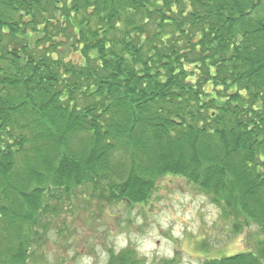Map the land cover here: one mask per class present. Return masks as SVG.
Returning <instances> with one entry per match:
<instances>
[{
    "label": "trees",
    "instance_id": "1",
    "mask_svg": "<svg viewBox=\"0 0 264 264\" xmlns=\"http://www.w3.org/2000/svg\"><path fill=\"white\" fill-rule=\"evenodd\" d=\"M171 175L258 230L200 264H264V0H0V264H38L79 185L147 204Z\"/></svg>",
    "mask_w": 264,
    "mask_h": 264
},
{
    "label": "rangeland",
    "instance_id": "2",
    "mask_svg": "<svg viewBox=\"0 0 264 264\" xmlns=\"http://www.w3.org/2000/svg\"><path fill=\"white\" fill-rule=\"evenodd\" d=\"M156 186L147 204H109L79 185L53 220L38 264H107L125 251L137 264H200L257 241L255 227L232 234L222 209L185 179L166 176Z\"/></svg>",
    "mask_w": 264,
    "mask_h": 264
}]
</instances>
